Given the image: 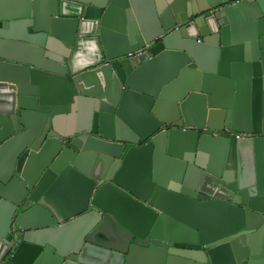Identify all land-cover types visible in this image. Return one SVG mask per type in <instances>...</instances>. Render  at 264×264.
Returning <instances> with one entry per match:
<instances>
[{
	"label": "water",
	"instance_id": "obj_1",
	"mask_svg": "<svg viewBox=\"0 0 264 264\" xmlns=\"http://www.w3.org/2000/svg\"><path fill=\"white\" fill-rule=\"evenodd\" d=\"M142 3L0 0V264H264V0Z\"/></svg>",
	"mask_w": 264,
	"mask_h": 264
},
{
	"label": "crops",
	"instance_id": "obj_2",
	"mask_svg": "<svg viewBox=\"0 0 264 264\" xmlns=\"http://www.w3.org/2000/svg\"><path fill=\"white\" fill-rule=\"evenodd\" d=\"M146 1L147 0H143V9H147V4H146ZM89 63V62H88ZM88 63H84V64H88ZM92 111V109H91V106H90V104L89 103H84V105H83V109H82V114L83 115H87V114H89L90 112ZM69 122H71V120H68V123ZM71 125L73 126V127H76L77 126V120H74L72 123H71Z\"/></svg>",
	"mask_w": 264,
	"mask_h": 264
}]
</instances>
